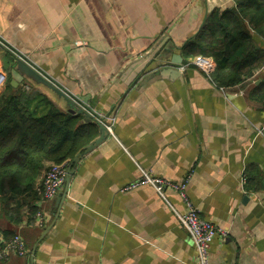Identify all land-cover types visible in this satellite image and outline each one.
I'll return each instance as SVG.
<instances>
[{
	"label": "crops",
	"instance_id": "0c3cea01",
	"mask_svg": "<svg viewBox=\"0 0 264 264\" xmlns=\"http://www.w3.org/2000/svg\"><path fill=\"white\" fill-rule=\"evenodd\" d=\"M233 4L0 0V92L13 80L11 56L23 55L111 127L53 199L40 197L34 212L22 206L18 223L0 217V241L9 230L27 251L0 264H194L188 232L155 189L122 190L142 171L173 183L190 174L188 198L200 217L226 231L213 238L209 264H264V93L255 89L262 72L221 89L193 63L199 56L186 65L182 52L210 11ZM159 38L157 51L173 44L182 57L180 78L138 88L132 78L145 61H132ZM25 83L75 114L42 85H11ZM164 194L176 212L186 211L175 191ZM38 212L45 227L36 224Z\"/></svg>",
	"mask_w": 264,
	"mask_h": 264
},
{
	"label": "trees",
	"instance_id": "16d2710c",
	"mask_svg": "<svg viewBox=\"0 0 264 264\" xmlns=\"http://www.w3.org/2000/svg\"><path fill=\"white\" fill-rule=\"evenodd\" d=\"M182 52L186 65L196 56L210 58L206 76L218 88L240 85L262 72L255 89L264 93V0H234L231 7L213 9ZM26 86L6 82L0 92V217L14 223L21 221L22 206L32 207L42 198L45 172L80 158L100 133L98 119L104 121L64 112ZM14 235L4 231L0 247Z\"/></svg>",
	"mask_w": 264,
	"mask_h": 264
},
{
	"label": "built area",
	"instance_id": "2783aa9c",
	"mask_svg": "<svg viewBox=\"0 0 264 264\" xmlns=\"http://www.w3.org/2000/svg\"><path fill=\"white\" fill-rule=\"evenodd\" d=\"M193 63L197 64L206 73L210 69L211 59L208 57H198L193 60ZM4 76L0 70V89L3 86ZM222 89V88H221ZM103 123L102 119H98ZM112 123L114 118L109 117L106 119ZM104 124V123H103ZM107 131L111 133L110 125L104 124ZM67 161L52 165L46 172L42 183V198L44 200L53 199L60 187L64 184L65 177L67 175ZM190 174L181 180V182L173 183L166 181L162 178L152 176L150 172L142 171V177L140 180H135L126 185L122 190L130 189L138 184H149L155 191L165 200L167 205L172 211L175 212L179 223L188 232L193 247L195 249V262L194 264H209V251L213 238L216 235L226 236V231L220 229L200 217L199 210L193 205L187 195V185L189 182ZM245 180V178H243ZM171 189L175 191L181 198L182 202L186 206L184 213H178L168 202L164 190ZM36 224L40 227H45V217L42 213H37L35 216ZM15 253L19 256H25L27 251L24 243V239L19 234L14 235L9 242L0 247V260H7L10 254Z\"/></svg>",
	"mask_w": 264,
	"mask_h": 264
},
{
	"label": "water",
	"instance_id": "95a60500",
	"mask_svg": "<svg viewBox=\"0 0 264 264\" xmlns=\"http://www.w3.org/2000/svg\"><path fill=\"white\" fill-rule=\"evenodd\" d=\"M162 38H159L155 43L153 48L148 50L146 53H143L136 57L135 61L144 60V66L134 72L132 80L138 83V88H143L150 81L155 79L168 77L170 79L180 78L178 66L182 64V57L179 54L174 53V50L177 49L176 46L171 44V46L164 47L165 49L156 50V47L161 42ZM179 49V48H178ZM151 55V57H149ZM10 72L12 74L13 80L12 85H16L20 82H32L38 85H42L47 88L49 91L53 92L58 98L62 99L68 109L75 114L84 115L85 120L88 121L92 118V109L83 104L77 97L72 95L68 90L61 87L58 83L52 80L46 73L35 67L25 56H11ZM134 63L129 62L127 65L130 66L133 70L136 68ZM94 114V113H93ZM99 135L94 141L86 146L85 151L82 155L89 152L104 140L108 136V131L103 123L99 122ZM79 158L75 161L70 162L67 166V175L65 177L64 183H68L70 176L73 173V165L78 161ZM61 198H56L55 203L58 206Z\"/></svg>",
	"mask_w": 264,
	"mask_h": 264
},
{
	"label": "rangeland",
	"instance_id": "374dc122",
	"mask_svg": "<svg viewBox=\"0 0 264 264\" xmlns=\"http://www.w3.org/2000/svg\"><path fill=\"white\" fill-rule=\"evenodd\" d=\"M57 105H58V104H57ZM58 107H59L60 110H62L61 106L58 105Z\"/></svg>",
	"mask_w": 264,
	"mask_h": 264
}]
</instances>
